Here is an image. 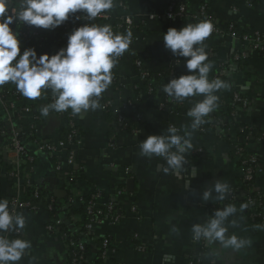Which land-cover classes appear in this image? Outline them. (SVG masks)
<instances>
[{
    "label": "crops",
    "instance_id": "1",
    "mask_svg": "<svg viewBox=\"0 0 264 264\" xmlns=\"http://www.w3.org/2000/svg\"><path fill=\"white\" fill-rule=\"evenodd\" d=\"M170 2L114 0L113 9L107 11L108 19L95 18L86 22L111 25L114 32L121 34L130 31L132 43L112 69L113 80L99 98L100 107L74 115L75 125L80 131L76 164L83 172L82 179L77 183L71 184V168L57 170L52 161L55 157L40 147L45 143L61 145L63 132L69 127L65 115L55 111H50L48 116L41 114L40 109L53 102L50 89L31 100L14 94L16 86L12 83L0 86L2 92L12 93V99L17 97L9 107L11 112L0 97V122L7 125L12 133L17 131L30 137L23 144L28 152L35 155L32 171L38 188L46 190L60 202L67 196L79 201L99 189L117 203L120 220H106L97 228L92 241H88L93 244V240L108 237L113 241L112 248L116 252L109 253L101 264H264V227L258 228L250 217L239 211L237 205L238 212L229 218L236 220L237 225L230 226L228 234L251 240L249 246L234 251L223 249L219 242L209 244L207 240H193L192 225L204 223L217 208H223L228 198L224 201H203V192L213 188L217 181H222L236 192L237 200H244V170L224 141L222 130L209 126L208 122L194 131L190 128L192 121L186 113L203 96L189 97L183 102L172 100L171 109L162 104L158 107L159 102L149 98L146 83L136 70L137 64H141L152 76H168L167 80L160 81L158 94H164L162 86L170 79L190 74L185 66L186 59H172L162 38L170 27L179 30L188 23L204 20L201 14L206 9L205 16L216 24L222 35L212 33L204 41L205 51H213L219 61L227 65L224 75L230 87L247 102L246 108L239 109L231 118V134L235 142H245L247 152L264 165V138L246 141L238 136L241 126L261 134L264 132V58L251 44L241 39V33L247 36L260 33L264 36V3L250 6L246 0H188L187 16L169 20L166 12ZM75 19H68L70 32L79 27ZM128 20L131 24L127 23ZM15 26L11 25L21 41V52L25 48H35L39 53L37 41L27 39L22 29ZM60 30L61 26L47 30L48 37L43 45L45 53L52 55L66 47L59 40ZM240 60L242 63H239ZM215 95L219 100L228 102L225 89ZM14 104L16 108H13ZM25 108H30L32 115H27L23 111ZM120 114H123L126 126L132 131L123 129ZM169 126H176L181 135L185 128L192 131V152L196 156L185 164L180 178L174 172L165 174L162 171L163 167H167L162 158L140 155L139 144L148 135L167 134ZM31 127L36 129L34 136L30 133ZM63 158L64 154L59 157ZM11 172V164L1 159V197L8 202L18 192L24 198L23 193L27 190L24 186L7 182ZM131 179L135 182L133 192L127 189V182ZM254 191L264 195L262 173L257 176ZM216 195L213 191V197ZM23 216L26 223L18 238L30 241L32 247L26 250L17 264H70V248L58 233L48 230L53 222L49 212L41 208ZM98 255L97 250H90L87 264H97Z\"/></svg>",
    "mask_w": 264,
    "mask_h": 264
},
{
    "label": "clouds",
    "instance_id": "2",
    "mask_svg": "<svg viewBox=\"0 0 264 264\" xmlns=\"http://www.w3.org/2000/svg\"><path fill=\"white\" fill-rule=\"evenodd\" d=\"M113 7L114 0H0V86L12 83L18 93L31 100L41 97L42 90L50 89L54 100L40 109L43 116H48L50 111L71 109L76 115L99 108V98L112 83V69L132 43L130 31L121 34L108 24L85 23L68 35L66 47L52 55H38L35 48H25L21 52V41L11 25L54 30L70 16L91 21ZM77 13L82 15L76 16ZM213 31V23L205 19L188 23L179 30L170 27L162 38L165 48L174 56L187 58L185 66L190 73L170 79L162 86V92L177 102L203 96L186 113L191 118L193 131L206 123L205 118L218 107L219 97L215 93L228 86L219 78H208L213 65L206 62L204 41ZM179 133L176 126H169L167 134L148 135L139 144L141 156L162 158L167 164L162 171L165 174L174 172L177 178L187 163L186 153L193 150L192 131L185 128L183 135ZM213 191L218 195L213 197ZM230 192L227 182L217 181L213 188L203 192L202 200L224 201ZM247 207L241 204L239 211ZM237 212L234 204L217 208L204 223L192 225L193 240H207L209 244L219 242L223 249L234 251L249 246L251 240L228 234L229 227L237 225L236 220L229 218ZM25 223L22 214L10 210L7 199H0V264H17L32 247L28 240L9 239L6 235L13 231L19 233Z\"/></svg>",
    "mask_w": 264,
    "mask_h": 264
},
{
    "label": "trees",
    "instance_id": "3",
    "mask_svg": "<svg viewBox=\"0 0 264 264\" xmlns=\"http://www.w3.org/2000/svg\"><path fill=\"white\" fill-rule=\"evenodd\" d=\"M184 1V0H182ZM263 2L264 0H246V4L252 6L253 4ZM109 14V13H107ZM82 13H77L76 16H81ZM73 17V16H70ZM75 22L79 24V27L85 24L84 22L80 23L78 19H75ZM29 28L33 29V32L30 33L27 36L28 38L35 39L37 41L39 47L38 52L40 54L45 53V49L43 48L45 39L47 36V29L38 28L36 26H29V25H22L21 28ZM70 22L69 20L65 21L61 25V30L58 32L59 40L61 43L65 44V39H68V35L71 33L69 31ZM22 31V30H21ZM23 34L25 32H22ZM20 34V32H19ZM36 34V35H35ZM246 36L245 33H241V39ZM251 40V46H254L256 44V39L259 37V39L262 41L258 50V54L260 57L264 58V36L260 33H255L254 35L248 36ZM41 45V47H40ZM208 59L206 62H211L213 67L209 72L208 78L209 80L213 79H221L224 81L228 86L226 88H221L220 90L225 89L227 95H228V102L225 103L223 100L220 99L217 102V112L213 114L212 117H206V121L209 123V126H213L223 131L224 141L228 143L230 146L233 155L239 159L240 167L243 168L245 175L247 173H251V179L246 180L244 176V186L243 190L246 191V197L244 200L240 201L237 200L236 196L228 194V198L223 204V207L227 204H234L237 205L238 208H240L241 204H247L248 207L244 209V213L250 217L251 220L255 222L256 225H264V195L259 194L254 191V184L256 182L258 174L262 173L264 175V165L260 162V160L257 157H254L250 155L246 148H245V142L240 144L235 142V138H233L231 134L232 126L230 124L231 118L236 116L239 109H242L244 107L245 99L240 95L238 91H236L233 87H230V84L228 83V78L226 74L224 75V70H226L227 65L224 64L222 61H219L218 57L215 56L213 51L207 52ZM170 56L175 61L181 60L183 57L174 56L170 51ZM187 59V58H185ZM242 63V60L239 61V63ZM136 70L138 75L142 78L144 74L147 76L144 78V81L146 83V89L149 93V98H153V101L159 102L158 107L160 104L165 105L169 107L170 109L173 107L172 100H170L167 95L165 94H158L157 93V87L160 85V81L163 79L168 78V76L163 75L162 77L158 76H152L150 73L146 72L141 64H137ZM172 76L174 77V72H172ZM160 78V79H159ZM218 90V91H220ZM14 94H20L17 92L16 88L13 89ZM12 93H9L8 91L2 92L1 98L4 102L7 104V108L11 112L12 109L9 108L11 104L15 103V100L17 97H14L12 99L11 97ZM238 96L241 100L240 102H234L235 97ZM53 98V95H52ZM230 100V101H229ZM162 102V103H161ZM52 103V102H51ZM157 104V103H156ZM67 115L71 116L73 115L71 112V109L67 111ZM69 118V117H68ZM119 118H123V114H120ZM72 120V118H70ZM205 124V123H204ZM202 124V125H204ZM123 129L126 131H132L128 126H126V123L123 122ZM72 130H65L62 135L61 141L65 143L66 145H77L76 139L72 142H69V136L71 135ZM259 132H256L254 130L249 129L248 127L241 126L238 129V136L244 138L246 141H249V139L253 138H264V132L261 134V136L258 135ZM80 131L79 128L76 127L75 129V137H79ZM13 136L12 131L10 128L7 127V125L1 124L0 122V143L6 142V140H11ZM28 135L22 133L21 142L25 143L26 139L30 138L27 137ZM27 155L31 158H33V161L35 160V155L31 152L27 151ZM196 156V155H195ZM193 155V152L190 151L187 154L186 160L187 163H190L189 160H193L195 157ZM2 158H0L1 160ZM27 159L25 165L23 166L24 170L26 171V174L30 177L29 180H25L24 186H27L26 192L23 193V199L22 202H29L31 204L30 208L26 209H19V214H30L37 212L39 209L44 208L46 209L49 214L50 218L52 219L54 224V220L60 219L62 220V225L59 227L55 233H58L59 236L63 239L64 243L70 247L72 243H78V242H84L85 243V250L80 252L74 248H70V264H87V254L90 250H97L98 255V263H103V255L105 254L106 249L104 248V240L107 239L110 243L109 247V253L113 254L116 252L112 248L113 241L108 237L103 240H93V244H89L88 241H92V238L95 234V231L99 227H95L93 230H88L87 227L92 224L96 223H105L107 220V217H110L113 222H118L120 220L119 216V206L117 203H115L110 198H107V195L102 192L99 189H95L92 193L82 198V202L79 206H71L70 204V197L67 196L64 201L60 202L55 198L54 196H51V202L48 204L47 202L40 203L36 198L35 194L38 192L41 197H45L47 195H50L46 192V190L40 189L36 186V184L33 181V165L34 162ZM52 161L56 164H62L64 162V159L59 158H52ZM72 185L77 183L80 179H82L83 172L82 170H75L72 172ZM7 182L9 184L14 185L16 183V178L10 176L7 178ZM1 185V184H0ZM120 192V191H118ZM233 192L235 194L236 192ZM69 193V192H68ZM52 195V194H51ZM70 195V194H69ZM236 195V194H235ZM0 199L1 197V190H0ZM12 201V199H11ZM11 201L9 202V208L11 210ZM251 201V202H250ZM111 204L113 205V210L109 211L107 207H104V213L99 215L95 211L92 210L93 206L102 207L103 205ZM11 239L18 238L16 233H13L10 236ZM87 241V242H86ZM143 249V248H142ZM144 250V249H143ZM76 262H75V261Z\"/></svg>",
    "mask_w": 264,
    "mask_h": 264
},
{
    "label": "built area",
    "instance_id": "4",
    "mask_svg": "<svg viewBox=\"0 0 264 264\" xmlns=\"http://www.w3.org/2000/svg\"><path fill=\"white\" fill-rule=\"evenodd\" d=\"M188 0H171L170 5L168 6V10L166 12V17L169 20H175V19H183L187 16L188 11H187V2ZM205 12L206 9L202 10V18L205 20H210L205 16ZM76 18V17H74ZM98 19H108L109 15L106 13H102L101 15H99L97 17ZM83 21L84 23L89 22L83 19H78ZM212 22V21H211ZM128 24H131V21L128 20L127 21ZM214 25V31L213 34L216 35H222V31L216 26V24L214 22H212ZM16 25V26H15ZM23 24H17V23H13V26L15 27H20ZM22 32H25L24 35L27 37L30 33L33 32V29H29V28H21ZM237 34V33H236ZM36 35V34H35ZM244 41H246L248 44H251V40L249 39V37L246 35L244 36ZM261 40L259 39V37L256 39V44L253 46L254 49H256L257 51L259 50L260 44H261ZM65 45H67V40L65 39ZM38 55H41L40 53H37ZM140 65V64H139ZM147 75L144 74L142 79L144 80V78ZM47 90H42V93H44ZM2 95V91L0 90V97ZM54 100V97L52 98V101ZM241 100L239 99L238 96L235 97L234 102H240ZM4 102V101H3ZM5 103V102H4ZM244 108H246L247 106V102H244ZM13 108H16V105H13ZM27 115H32V110L30 108H25L23 110ZM61 115H65L68 118V122H69V127L68 130H72L71 135L69 136V142H72L73 140L76 139L77 145H66L65 143H63L61 141V145H54L53 143H45V144H41L40 147L43 151L47 152L48 154H50L51 156L55 157V158H59L60 156H62V154H64V162L62 164H58L56 166L57 170L61 171L66 169L67 167L71 168V172L70 173V177H71V184H72V172L73 171H77L79 170L77 164H76V147L78 146V139L79 137H75V129H76V125H75V121H74V115L68 116L67 115V111L66 112H58ZM72 118V120L70 119ZM121 122H124V117L120 118ZM32 131L30 133H32V135L36 134V129L34 127H31ZM35 132V133H34ZM33 135V136H34ZM32 136V137H33ZM21 132H13V136L11 138L10 141L8 142H4V143H0V158L7 160L10 164H11V168H12V172H11V176L16 178V184L20 187V186H24V182L25 180H29V176L26 174V171L24 170L23 166L25 165L27 159H29L30 161H33V158L29 157L27 155V150L25 145L23 144V142H21ZM67 150V151H64ZM34 162V161H33ZM33 170V169H32ZM245 173V172H244ZM245 176V179L248 181L251 179V173H247ZM25 188H28L27 186H24ZM230 195H234L233 192H230ZM35 198L40 202H47L48 204L51 202V196L47 195L45 197H41L40 194L37 192L35 194ZM22 195L20 192H18L16 194L15 197L12 198L11 201V210H15V212L17 214H19V209H26V208H30L31 204L29 202H22ZM82 202V198L79 201H75L73 198L70 199V204L71 206H79L80 203ZM251 202V201H250ZM104 207H107V209L109 211L113 210V205L111 204H105L102 207H98V206H93L92 210L95 211L97 214L101 215L104 213ZM108 221H111L112 219L110 217H107ZM103 223H94L92 225H89L87 227L88 230H93L95 227H98L100 225H102ZM62 225V220L60 219H56L54 220V224H50L48 226V230L50 232H56V230L61 227ZM13 233H16L17 236H19L21 234V231L19 233L17 232H9L6 233L7 237L9 238ZM104 248L106 249L105 254L103 255V258H105L108 254H109V247H110V243L107 239L104 240ZM85 243L82 242H78V243H72L70 245L69 248H74L80 252L85 250ZM75 261V260H74ZM77 261V260H76ZM75 261V262H76ZM193 264V263H191Z\"/></svg>",
    "mask_w": 264,
    "mask_h": 264
},
{
    "label": "water",
    "instance_id": "5",
    "mask_svg": "<svg viewBox=\"0 0 264 264\" xmlns=\"http://www.w3.org/2000/svg\"><path fill=\"white\" fill-rule=\"evenodd\" d=\"M211 115H213V114H211ZM134 184H135L134 180H132V179L128 180V182H127L128 191L133 192Z\"/></svg>",
    "mask_w": 264,
    "mask_h": 264
}]
</instances>
